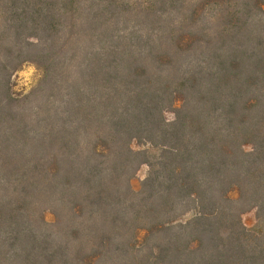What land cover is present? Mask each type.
I'll list each match as a JSON object with an SVG mask.
<instances>
[{
	"label": "trees",
	"instance_id": "obj_1",
	"mask_svg": "<svg viewBox=\"0 0 264 264\" xmlns=\"http://www.w3.org/2000/svg\"><path fill=\"white\" fill-rule=\"evenodd\" d=\"M250 209L264 0H0V264H264Z\"/></svg>",
	"mask_w": 264,
	"mask_h": 264
},
{
	"label": "rangeland",
	"instance_id": "obj_2",
	"mask_svg": "<svg viewBox=\"0 0 264 264\" xmlns=\"http://www.w3.org/2000/svg\"><path fill=\"white\" fill-rule=\"evenodd\" d=\"M42 77L43 72L41 69H38L31 63H26L20 68V70L15 72L11 78L10 92L12 93V96L17 100H20V102L23 104L25 97L39 84ZM165 118L168 121H173L175 115L169 110L165 112ZM133 148L135 150L148 149L151 156H154L158 153L157 149L151 147L150 145L143 146L133 143ZM244 149L246 152L250 153L253 151V146L251 144H246ZM149 170L150 168L147 164H143L139 168L136 175L132 179V187L135 191L140 189L141 183L147 177ZM230 196L233 199H237L238 192L234 190L230 193ZM44 218L49 224H52L55 220V216L51 211H45ZM242 219L247 229H249L251 232L262 231L264 229V219H259L257 215V209L248 210L243 214Z\"/></svg>",
	"mask_w": 264,
	"mask_h": 264
}]
</instances>
